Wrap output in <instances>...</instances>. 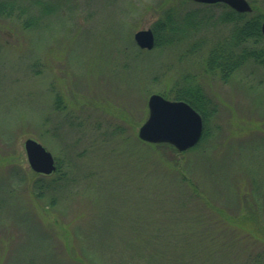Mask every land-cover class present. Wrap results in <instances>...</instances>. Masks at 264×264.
<instances>
[{"label":"rangeland","instance_id":"374dc122","mask_svg":"<svg viewBox=\"0 0 264 264\" xmlns=\"http://www.w3.org/2000/svg\"><path fill=\"white\" fill-rule=\"evenodd\" d=\"M247 1L264 14V0ZM170 6L214 17L181 43L136 47L133 33ZM222 9L13 0L0 14V264H264V64L226 80L205 69L231 33ZM179 80L215 103L209 134L183 151L140 140L147 96ZM26 137L54 158L57 185L42 196Z\"/></svg>","mask_w":264,"mask_h":264},{"label":"trees","instance_id":"16d2710c","mask_svg":"<svg viewBox=\"0 0 264 264\" xmlns=\"http://www.w3.org/2000/svg\"><path fill=\"white\" fill-rule=\"evenodd\" d=\"M249 1L255 2L257 0ZM203 4L224 7L218 14V20L220 22L224 21L225 24L228 22L231 30L228 36L217 39L211 45L205 56V69L218 72L221 79L226 80L235 69L239 68L248 59L264 64V43L260 30V23L264 14L261 11L253 8L250 12H239L232 10L224 3ZM12 10L13 0H0V14L10 15ZM211 10L208 11V8H205L201 11V8H193L182 12V7L170 6L166 8L162 16L151 26L155 34L154 47L181 43L187 36L193 35L201 25L208 23L209 18L214 17ZM22 22L26 27L34 25V21L30 18L23 19ZM202 43V39H196L193 47L191 46L187 52H193L197 45H202ZM182 80H185V78ZM160 93L164 96H172L173 99H182L188 102L201 114L203 118L202 135L199 141L190 149L196 147L209 134L207 123L216 112L215 103L199 84H184L181 83V80ZM57 101H60L58 97L56 103ZM57 104L56 106L59 107ZM162 144L174 148L168 143ZM33 174H35V177L31 182V191L34 196H42L44 190L48 188L54 190L57 185H55L56 179L54 177H51L50 174L36 172ZM46 177L49 178L46 179Z\"/></svg>","mask_w":264,"mask_h":264},{"label":"water","instance_id":"95a60500","mask_svg":"<svg viewBox=\"0 0 264 264\" xmlns=\"http://www.w3.org/2000/svg\"><path fill=\"white\" fill-rule=\"evenodd\" d=\"M198 2L222 1L238 11H249L247 0H194ZM264 38V20L261 22ZM133 38L140 48L150 49L154 45L153 31L150 27L138 29ZM148 116L138 126L137 136L148 142H167L178 150L194 145L202 132L201 115L186 101L166 99L159 93H151L147 99ZM29 167L39 173H50L55 169L52 154L37 140L26 137L23 141Z\"/></svg>","mask_w":264,"mask_h":264},{"label":"bare ground","instance_id":"6f19581e","mask_svg":"<svg viewBox=\"0 0 264 264\" xmlns=\"http://www.w3.org/2000/svg\"><path fill=\"white\" fill-rule=\"evenodd\" d=\"M190 1H193V2H194V0H190ZM247 2H248V1H247ZM210 3H224V4H226L229 8H231L232 10H235V11H236V9H235L234 7H232L231 5L227 4L226 2L216 1V2H209V4H210ZM248 3H249V2H248ZM249 5H250V4H249ZM250 6H251V5H250ZM251 10H252V7H251ZM251 10H249V11H243V12H250ZM263 20H264V16H263L261 22H262ZM153 36H154V45H155V34H153ZM133 40H134V38H133ZM134 44H135L136 47L140 48V47L137 45V43L135 42V40H134ZM154 45H153V47H154ZM153 47H152V48H153ZM210 47H211V46H210ZM210 47H209V49H210ZM152 48H150V49H152ZM140 49H146V48H140ZM196 49H198V48L196 47ZM209 49H208V50H209ZM147 50H149V49H147ZM208 50H207V52H208ZM207 52H206V54H207ZM191 53H192V52H191ZM152 93H156V92H152ZM157 93H158V92H157ZM150 94H151V93H150ZM150 94H149V95H150ZM149 95H148V96H149ZM148 96H147V99H148ZM163 97H165L166 99H173V98H168V96H164V95H163ZM147 99H146V105H147ZM193 108H194V107H193ZM194 109H195V108H194ZM195 110H196V109H195ZM147 111H148V106H147ZM196 111H197V110H196ZM197 112H198V111H197ZM198 113H199V112H198ZM199 114H200V113H199ZM200 115H201V114H200ZM147 116H148V114H147ZM201 118H202V116H201ZM202 126H203V118H202ZM201 135H202V132H201ZM201 135H200V137H201ZM200 137H199V139H200ZM199 139H198V141H199ZM198 141H197V142H198ZM197 142H196V143H197ZM196 143H195V144H196ZM195 144H194V145H195ZM194 145H192V146H194ZM192 146H191V147H192ZM188 148H190V147H188ZM188 148H187V149H188Z\"/></svg>","mask_w":264,"mask_h":264}]
</instances>
